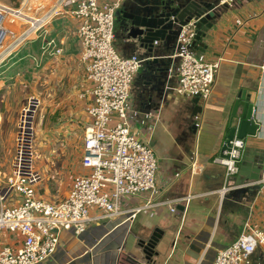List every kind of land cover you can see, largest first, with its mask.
<instances>
[{
  "label": "crops",
  "instance_id": "0c3cea01",
  "mask_svg": "<svg viewBox=\"0 0 264 264\" xmlns=\"http://www.w3.org/2000/svg\"><path fill=\"white\" fill-rule=\"evenodd\" d=\"M133 1H126L115 19L122 17L124 21L123 15L131 14ZM59 18L76 22L69 15L54 17L41 29L31 32L23 43H16V34L10 31L8 40L0 47V168L1 157L14 142L18 109L25 98L22 87L31 85L36 78L33 70L20 69L29 57V50L41 55V85L43 77L46 89L51 84L60 85L56 100L67 120L61 132L67 130L70 134H66V139L74 138V141H63L62 151L66 150V154L72 148L73 153L62 155L59 163L62 170H66L65 165L72 167L68 180L53 197L48 195V190L40 197L36 193L38 198L50 203L63 200L74 177L87 172L81 160L85 128L90 123L85 113L89 98L80 99V94L91 86L79 62L80 44L76 34L58 26ZM115 19L117 52L122 57L136 54L144 60L132 83L126 111L131 132L149 143L157 160V194L122 198L121 214L114 218H107L105 212L90 207L91 220L85 232L75 235L72 229L62 231L55 253L41 264H212L217 252L241 233L257 230L264 234V191L258 182L248 184L257 185L250 192L241 193L232 183L222 191L225 167L215 161L220 158L234 100L242 90L250 94L261 127L258 138H248L246 146L264 150V0H235L234 6L226 9L210 30L204 42L206 48L191 49L202 62L219 61L210 97L200 98V111L194 110V95H178L173 90L176 74L172 87L163 89L160 100L147 103L140 97L149 88L146 61L152 58L138 43L128 39L123 30L121 36L115 33ZM72 38L77 41L75 44ZM50 40L62 50L61 55H51L49 48L42 54ZM173 53L174 48L160 44L156 45L153 57L166 59ZM237 113H241V108ZM20 200L15 196L8 206L19 204ZM171 208L175 211L171 212ZM155 231L162 236L146 260L142 246ZM21 244L22 237L17 233L0 231V248L8 246L16 250ZM244 264H264L263 250L257 247Z\"/></svg>",
  "mask_w": 264,
  "mask_h": 264
},
{
  "label": "built area",
  "instance_id": "2783aa9c",
  "mask_svg": "<svg viewBox=\"0 0 264 264\" xmlns=\"http://www.w3.org/2000/svg\"><path fill=\"white\" fill-rule=\"evenodd\" d=\"M49 4L38 18H29V24L19 35L1 26L7 37L14 32L16 43L26 41L31 32L44 27L54 17L69 15L77 21L76 37L80 44L79 62L91 86L80 94L89 98L85 113L90 119L85 128L81 166L87 172L74 177L69 194L58 203H50L36 196L39 174L28 158V141L20 137L12 160L11 176L7 185L0 187V231L17 233L21 246L12 250L0 248V264H41L55 253L60 234L72 229L75 235L85 232L91 220L89 208L105 212L107 218L121 214L120 201L149 193L157 194L155 175L157 160L149 143L137 139L130 129L126 105L130 90L144 60L134 54L122 57L114 46V19L117 11L128 0H45ZM218 6L230 9L235 0H216ZM27 2V0H25ZM46 4V5H47ZM55 5V8L52 6ZM8 9L0 6V19ZM16 18L25 16L23 10L13 11ZM196 37L193 23L180 28L174 53L177 59V83L173 89L178 95H197L207 100L212 92L219 61L202 62L191 52ZM1 45V44H0ZM50 50L59 56L62 50L50 40L42 54ZM229 159H216L225 167L226 191L229 179L238 172L239 149L242 141L234 140ZM264 191V171L258 181ZM12 193L20 197L19 204L4 208ZM175 209L171 208V212ZM249 230V229H248ZM260 247L264 252V234L257 230L241 233L230 245L219 250L212 264H244Z\"/></svg>",
  "mask_w": 264,
  "mask_h": 264
},
{
  "label": "water",
  "instance_id": "95a60500",
  "mask_svg": "<svg viewBox=\"0 0 264 264\" xmlns=\"http://www.w3.org/2000/svg\"><path fill=\"white\" fill-rule=\"evenodd\" d=\"M131 5V14L123 15L125 19L121 26L128 39L138 43L140 49L145 50L152 59L146 61L148 72V87L141 98L147 103L160 100L164 95V88H171L173 77L176 74L177 59H160L153 57L156 45L167 49L174 48L178 32L181 27L193 23L196 37L191 49L206 48L204 42L210 30L226 11L218 6L216 0H134ZM165 94L167 89H165ZM155 97V98H154ZM194 110L200 111V97L194 95L192 100ZM241 113L238 115V109ZM193 110V114L195 111ZM30 115V109L26 111ZM196 124V121L194 122ZM261 133L260 123L255 116V105L251 96L242 90L235 98L230 117L226 124V132L220 147V159L228 160L234 140L242 141L243 146L239 151L238 172L229 179L228 183L238 186L241 193L255 190L256 183L264 171V150L246 146L248 138H258ZM183 210L182 207H179ZM162 234L155 231L149 240L142 246L146 260L154 253V248Z\"/></svg>",
  "mask_w": 264,
  "mask_h": 264
},
{
  "label": "rangeland",
  "instance_id": "374dc122",
  "mask_svg": "<svg viewBox=\"0 0 264 264\" xmlns=\"http://www.w3.org/2000/svg\"><path fill=\"white\" fill-rule=\"evenodd\" d=\"M46 4L43 0H27V2H25V0H0V6L9 10L6 11L7 13L3 14L4 18L0 19L2 28L5 30L7 29L8 31L13 30L19 35L28 27L29 24L27 23V20H29V18L34 19L40 17L43 13V9L47 6ZM39 5L42 6L43 9H39ZM18 9L23 10L25 13V16L22 17V19L16 18L13 15V11ZM56 22L59 23L58 26L63 28L66 32L68 31L69 33L70 31L72 35L76 34L75 28H77V21L72 22L67 18H59ZM122 22V17L115 19V33L119 36H121L122 33ZM71 28H73L74 31ZM67 34L64 37V42H66ZM7 40L8 36L5 39L3 34L0 33V44H3ZM71 42L72 44H75L77 41L72 38ZM0 47L2 46L0 45ZM27 53L30 54L32 59L30 60V58H26V62L21 64V67L17 64L16 65L20 67L22 71L33 70L36 78L33 79L31 85L27 84L22 87V89H25V98L18 109V117L14 126L15 143L13 142L10 147H8L7 153L1 157V165L3 167L1 166L0 168V177H2L0 178V187H5L8 183L7 179L11 176V165L12 158L15 154V147L17 141L22 137L24 140L28 141L27 151L29 152L28 158L30 164L32 165L33 170L40 176V182L36 185L37 195L40 197L43 192L48 190V195L53 197L57 190L60 189L59 187L63 186L68 180V175L71 172L72 167V165H65L66 170H62L59 158L62 157V155L68 156V153H70L71 156L73 149L68 148L67 153L65 154L66 150L62 151L61 145L63 144V141L72 143L74 138L66 139V134H70L67 130H64L63 133L61 132L63 131V127L66 126L67 120L64 119L63 114L61 115V110H63V108H59L58 101L56 100V98H59L60 90L58 89L60 88V85L51 84L49 89H46L44 85L47 84L44 77L42 78L43 84L41 85V55L30 50ZM22 54L25 53L23 52ZM29 109L31 113L30 115H26L28 114L26 111ZM76 165L77 164H75V166ZM15 196H18V194L12 193L10 195L9 199L4 203V208L10 207L8 204L13 202Z\"/></svg>",
  "mask_w": 264,
  "mask_h": 264
},
{
  "label": "trees",
  "instance_id": "16d2710c",
  "mask_svg": "<svg viewBox=\"0 0 264 264\" xmlns=\"http://www.w3.org/2000/svg\"><path fill=\"white\" fill-rule=\"evenodd\" d=\"M36 53H37V52H36ZM28 58H31V59H32V57L30 56V54H29V57H28ZM31 59H30V60H31Z\"/></svg>",
  "mask_w": 264,
  "mask_h": 264
},
{
  "label": "bare ground",
  "instance_id": "6f19581e",
  "mask_svg": "<svg viewBox=\"0 0 264 264\" xmlns=\"http://www.w3.org/2000/svg\"><path fill=\"white\" fill-rule=\"evenodd\" d=\"M44 2H46L45 0H43Z\"/></svg>",
  "mask_w": 264,
  "mask_h": 264
}]
</instances>
